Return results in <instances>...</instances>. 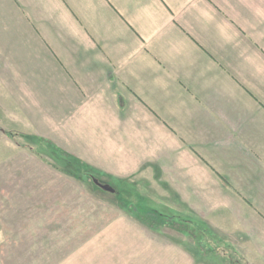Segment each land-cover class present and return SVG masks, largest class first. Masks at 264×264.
Segmentation results:
<instances>
[{
	"label": "crops",
	"instance_id": "1",
	"mask_svg": "<svg viewBox=\"0 0 264 264\" xmlns=\"http://www.w3.org/2000/svg\"><path fill=\"white\" fill-rule=\"evenodd\" d=\"M8 128L41 139L53 183L75 159L120 198L157 182L228 264H264V0H0Z\"/></svg>",
	"mask_w": 264,
	"mask_h": 264
},
{
	"label": "rangeland",
	"instance_id": "2",
	"mask_svg": "<svg viewBox=\"0 0 264 264\" xmlns=\"http://www.w3.org/2000/svg\"><path fill=\"white\" fill-rule=\"evenodd\" d=\"M7 130L0 134V264H228L227 246L217 250L207 246L205 256L195 257L188 240L176 235L175 230L157 232L140 224L148 220L146 208L157 211L156 219L169 215L161 204L165 201L154 199L161 195L157 187L162 185L151 181L150 188L143 186L147 192H137L133 200L131 195L120 198L97 187L91 174L96 172H88L87 166L83 171L87 177L72 175L69 183L70 175L66 173L62 179V172L60 178L54 173L53 183L50 169H59L44 148L28 142L33 146H21L25 140L7 136L20 129ZM101 174L106 184L120 191L115 176ZM87 183L95 189L91 196ZM40 195L45 196L38 198ZM115 202L131 203L130 210L119 208ZM183 214L177 217L196 219L190 211ZM150 226L160 230L158 223Z\"/></svg>",
	"mask_w": 264,
	"mask_h": 264
},
{
	"label": "trees",
	"instance_id": "3",
	"mask_svg": "<svg viewBox=\"0 0 264 264\" xmlns=\"http://www.w3.org/2000/svg\"><path fill=\"white\" fill-rule=\"evenodd\" d=\"M7 134L11 139H14L17 136L16 134H13V133H7ZM23 137L26 140V143L23 144L20 142L19 145L24 146V147L33 146L31 144L29 145L28 143H32V144H35L37 146V142L41 141V139L39 137H36V136L24 135ZM38 154H40V153L38 152ZM68 159H73V157H70ZM83 165H85V164H82L80 162V160L78 161L77 159H75L72 163V166L70 167L71 168V174L69 173V175L79 177V179H80V176L87 177L86 174L82 170L79 169L80 166H83ZM76 166H77V168H76ZM87 169H88L87 170L88 172H89V170L90 171L94 170L96 173L95 174L91 173V174L97 175L96 177H99L98 176V173L100 172L99 170L94 169V168H92L93 170L90 168H87ZM99 181L102 182L101 179H99ZM110 202H112V204L114 205L113 200H110ZM115 203H116V205L120 206L119 208H123V206H124V209L130 210L129 207H131V205H130L131 203H122V204L121 203L118 204L117 202H115ZM146 210H148V211H146ZM146 210H145V214L148 215V220H146V222H144V221L141 222V224L143 226H145L149 230L157 231V232L161 231L163 228H168L172 232H173V230H175L174 233L176 235L180 236L182 239L188 240L189 249L195 254L194 255L195 257H199L202 255L205 256L207 254V246H209L215 250L220 249V246H218L217 241H216V239H217L216 233L212 230L211 225H209L206 221H203L202 222L203 225L201 226V222L199 219L198 220H196V219L180 220L177 216H181V215H177V216L166 215V217L161 216V218L156 219L157 218V211L155 209L146 208ZM159 213H160L159 215L163 214L161 212H159ZM127 214H129V213H127ZM179 222H180V224H179ZM151 223H158L160 225V230L152 228L150 226ZM206 238L208 239V241ZM185 244H187V243H185ZM181 246L184 247V245H181ZM185 247H186V245H185ZM221 248H226V247H221ZM213 254H215V252L212 250L211 255H213ZM224 255H227V253Z\"/></svg>",
	"mask_w": 264,
	"mask_h": 264
},
{
	"label": "water",
	"instance_id": "4",
	"mask_svg": "<svg viewBox=\"0 0 264 264\" xmlns=\"http://www.w3.org/2000/svg\"><path fill=\"white\" fill-rule=\"evenodd\" d=\"M92 181L95 185H97L98 187L102 188L105 191L111 192V193H115V188L108 185V184H104L101 183L97 178L93 177Z\"/></svg>",
	"mask_w": 264,
	"mask_h": 264
},
{
	"label": "flooded vegetation",
	"instance_id": "5",
	"mask_svg": "<svg viewBox=\"0 0 264 264\" xmlns=\"http://www.w3.org/2000/svg\"><path fill=\"white\" fill-rule=\"evenodd\" d=\"M16 135L17 136H19V137H21V135H20V133H16ZM7 136H8V134H7ZM23 139H24V137H23ZM25 140V139H24ZM13 141V140H12ZM26 141V140H25ZM94 176H97V175H93L92 177H94ZM98 176H99V178L102 180V182L101 183H104V184H106V182L103 180V175L101 174V173H98ZM98 178V177H97ZM100 188V187H99ZM102 189V188H101Z\"/></svg>",
	"mask_w": 264,
	"mask_h": 264
}]
</instances>
